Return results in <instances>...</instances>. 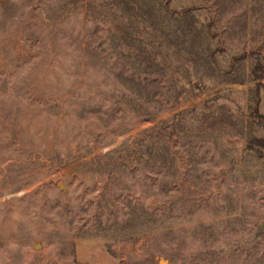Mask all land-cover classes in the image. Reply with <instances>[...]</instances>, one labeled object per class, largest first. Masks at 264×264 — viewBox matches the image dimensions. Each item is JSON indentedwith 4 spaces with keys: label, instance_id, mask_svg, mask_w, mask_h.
<instances>
[{
    "label": "rangeland",
    "instance_id": "rangeland-1",
    "mask_svg": "<svg viewBox=\"0 0 264 264\" xmlns=\"http://www.w3.org/2000/svg\"><path fill=\"white\" fill-rule=\"evenodd\" d=\"M263 137L264 0H0V264H264Z\"/></svg>",
    "mask_w": 264,
    "mask_h": 264
},
{
    "label": "trees",
    "instance_id": "trees-1",
    "mask_svg": "<svg viewBox=\"0 0 264 264\" xmlns=\"http://www.w3.org/2000/svg\"><path fill=\"white\" fill-rule=\"evenodd\" d=\"M255 79H259V77H256ZM148 130L144 131L147 132ZM149 131H153V130H149ZM256 142L259 144L258 146L264 147V137L263 138H258L256 140Z\"/></svg>",
    "mask_w": 264,
    "mask_h": 264
},
{
    "label": "water",
    "instance_id": "water-1",
    "mask_svg": "<svg viewBox=\"0 0 264 264\" xmlns=\"http://www.w3.org/2000/svg\"><path fill=\"white\" fill-rule=\"evenodd\" d=\"M159 264H165V261L164 260H160Z\"/></svg>",
    "mask_w": 264,
    "mask_h": 264
}]
</instances>
